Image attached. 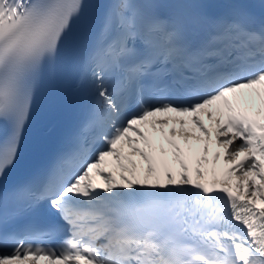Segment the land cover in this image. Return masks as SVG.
Listing matches in <instances>:
<instances>
[{
    "label": "snow or ice",
    "instance_id": "6c2138e0",
    "mask_svg": "<svg viewBox=\"0 0 264 264\" xmlns=\"http://www.w3.org/2000/svg\"><path fill=\"white\" fill-rule=\"evenodd\" d=\"M89 7L0 0V264H264V12L248 0H104L84 121L5 183ZM33 216L48 219L13 227Z\"/></svg>",
    "mask_w": 264,
    "mask_h": 264
},
{
    "label": "bare ground",
    "instance_id": "6f19581e",
    "mask_svg": "<svg viewBox=\"0 0 264 264\" xmlns=\"http://www.w3.org/2000/svg\"><path fill=\"white\" fill-rule=\"evenodd\" d=\"M197 132H198V130H197Z\"/></svg>",
    "mask_w": 264,
    "mask_h": 264
}]
</instances>
